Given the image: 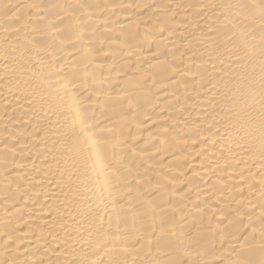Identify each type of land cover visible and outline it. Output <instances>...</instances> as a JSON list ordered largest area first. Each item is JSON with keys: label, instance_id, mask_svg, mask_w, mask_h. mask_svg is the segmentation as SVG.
<instances>
[{"label": "bare ground", "instance_id": "bare-ground-1", "mask_svg": "<svg viewBox=\"0 0 264 264\" xmlns=\"http://www.w3.org/2000/svg\"><path fill=\"white\" fill-rule=\"evenodd\" d=\"M0 264H264V0H0Z\"/></svg>", "mask_w": 264, "mask_h": 264}]
</instances>
